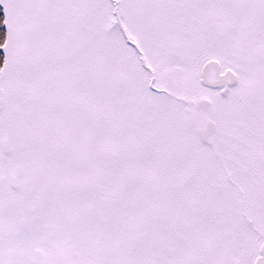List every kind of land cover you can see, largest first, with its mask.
Instances as JSON below:
<instances>
[{
    "label": "snow or ice",
    "instance_id": "6c2138e0",
    "mask_svg": "<svg viewBox=\"0 0 264 264\" xmlns=\"http://www.w3.org/2000/svg\"><path fill=\"white\" fill-rule=\"evenodd\" d=\"M0 13V264H264V0Z\"/></svg>",
    "mask_w": 264,
    "mask_h": 264
},
{
    "label": "trees",
    "instance_id": "16d2710c",
    "mask_svg": "<svg viewBox=\"0 0 264 264\" xmlns=\"http://www.w3.org/2000/svg\"><path fill=\"white\" fill-rule=\"evenodd\" d=\"M0 15H2V13H0ZM0 57H2V53H0Z\"/></svg>",
    "mask_w": 264,
    "mask_h": 264
}]
</instances>
